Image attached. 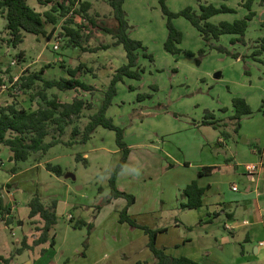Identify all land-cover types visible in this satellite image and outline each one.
Wrapping results in <instances>:
<instances>
[{
    "label": "crops",
    "instance_id": "obj_1",
    "mask_svg": "<svg viewBox=\"0 0 264 264\" xmlns=\"http://www.w3.org/2000/svg\"><path fill=\"white\" fill-rule=\"evenodd\" d=\"M134 1L129 2V0H126L124 4L130 24L133 21L131 19V11H129L127 5L131 3L133 6L138 7L139 0ZM148 1L156 3L157 0ZM196 1L190 0L189 5L195 6ZM28 3L39 13L49 10V6L40 5L37 0H28ZM94 3L93 1V7ZM106 7L107 13L112 15V8ZM254 10L257 15L250 22L246 41L248 42L249 38L252 37L256 41V45H258L257 40L264 37V34L262 35L261 33V30L264 29L261 25L264 9L258 11L254 7ZM221 15L212 18L211 21L218 24L214 19ZM111 19L115 20L114 17ZM234 20L229 18L222 19V21L230 22ZM6 25L7 20L0 17V26L5 28ZM48 26H51V30H49L51 32L53 26L47 25V31ZM61 26L59 21L53 36L56 35ZM105 37V46H108V48L104 50L103 55H98L94 60L85 56L73 59L70 54L77 56V50L80 48L71 47V49H68L70 53L66 56L56 55L53 57L51 63L56 66L53 65L54 69H51L50 72L49 69L44 70L43 78L56 79L53 76H49L53 75L52 70H59L57 79L61 77V73H63L64 78H69L67 69L64 70V64L59 65V61L68 62L71 69L84 65L93 69L94 74L90 72L83 73L79 76L80 79L87 84L100 88L101 92H105L107 80L110 82L111 74L127 64V55L123 46L113 45L115 40L111 35L108 34ZM83 47L91 48V43L90 46L84 45ZM234 47L242 53L245 50L244 46H239L238 44L234 45ZM260 59L263 63L251 58L246 59L249 64L252 63L254 65L251 77L245 81L246 85L243 86V88L247 87L246 90L248 91L242 92V95H234L233 98H244L251 105V102H253L252 87L255 84L260 85L264 80V54L260 56ZM234 60L240 61L242 59ZM26 62L27 60H25ZM31 65V63L27 64L28 67ZM260 65H263V70H261ZM218 73L221 74V72ZM221 77H223L222 74ZM125 85L132 86L136 91H131ZM138 85L139 82L133 79H125L124 83L118 84V92L134 94L139 91ZM67 92L59 91L54 92V94H57L63 102L69 103L72 102L73 98L64 97ZM256 95L255 101L259 104L261 95L257 93ZM148 101L149 99L137 104L132 103L134 107L139 109L140 106L142 108V114L149 115L152 102L149 104ZM31 103L37 106L39 101L36 100V102L32 101ZM123 106H125V101H122L119 97L113 101V105L108 110V116L118 126L128 125V120L125 117L127 114L122 113ZM30 109H35V107L31 105ZM201 109H204L203 111L211 110L209 105ZM212 112L215 119L221 121L223 125L221 130L227 134L226 137L221 135L219 130L203 124L205 117L202 112V115H196L195 119L188 121L186 129H189V134L194 136L192 142H189L190 145L184 148V142L178 141L176 144L180 146V149H170V152L161 151L158 153L159 149L155 144L149 146V148L146 147L143 142H140V140L145 138L143 130L139 129V138L134 133L136 126H138V121H130L128 125L130 129L126 131L125 139L128 134L136 136L137 140L139 139V169L143 172L142 174L139 172V179L134 176V173H129L134 165L133 154L135 145L128 144L131 148V153L124 170L118 176L117 185L121 190L135 196L136 201L129 208V214L132 218L139 224L152 229L167 230L160 233L157 240V246L165 249L167 254L173 257H188L201 264H264V100H261L257 108V112L263 115L260 123L254 125L258 129L254 133L247 134L241 125L239 132L235 134L233 139L232 137L228 139L229 132H234L236 127L235 122L230 120V117L235 113L233 103L230 107L229 105L225 107L218 106ZM152 114L157 115L158 113ZM253 115L254 113L247 115L243 117V120L252 119ZM155 124H160V122L156 121ZM210 128L218 132L217 135L209 134ZM260 128V132L263 135L262 142L257 134ZM96 134H98V129ZM242 134L246 136L247 140L245 139V142L242 143L243 145L235 148ZM233 140L234 142L231 143ZM193 142L194 144L192 145ZM1 149L2 147H0V152ZM176 151L178 154L175 153ZM11 155L12 153L10 152L8 154L9 160ZM163 155L167 157V160H163ZM119 159H116V163H118ZM11 162L14 163L13 161ZM4 166V163L0 162V167ZM41 167L43 166L39 163L38 165L22 169L17 163H14V166L7 170L8 179L4 183H0V222L6 224L5 227L7 226L11 229L17 227L21 230L23 225L20 224L19 226L17 215L20 216V221L29 224L28 227L32 223L30 220L37 221L39 227L43 226L39 217L30 218L28 205L32 198L25 194V190L22 191L19 188L20 184L13 183L17 178L30 175L32 172L41 173ZM205 167H217V170L211 175L200 176L199 173ZM15 169L16 171H14ZM152 170L156 172L155 174L158 178L153 181V184L146 185L143 175L145 172L151 174ZM106 179L109 182V173ZM29 180L31 185L33 182H37L33 181V178ZM193 181H197L200 187L205 188L203 205L197 209H185L182 205L187 203V198L183 196V191ZM137 182H139V185ZM234 186L237 187V190H233ZM108 189L107 191L106 188L101 189L100 195L90 204L79 203L70 199L62 204L55 196H50L49 192L42 193V191L36 190L38 192L36 194H40V197L46 199L45 203H50V201L54 200L58 202L57 213L59 218L64 216L61 214L63 212L70 213L66 217L68 225L63 228L65 233L63 236L56 235V244L52 250L57 253L56 255H63L65 261L69 262L72 258L82 254L80 246L83 241L88 240V256L90 254L97 257L93 264H106L110 258L112 259L110 264H138L139 262L155 264V258L148 248V236L146 234L142 237L139 236V231L142 233L144 231L132 228L127 223L119 221L120 211L126 206V200L123 198L114 199L110 194V187ZM166 190L171 192V199L168 202L163 199ZM103 200H105V203ZM95 206H98L96 212L94 211ZM118 206L120 207L118 208ZM74 210L80 212V220L87 224H93L90 233L87 232L86 225L80 229L73 228L72 224L77 219ZM70 217L74 218V221L72 220L73 223L69 221ZM163 223L165 225H162ZM1 235L0 259H8L14 252L7 247ZM23 237L28 238L26 233H23ZM139 237L141 238V245L139 244ZM17 242L21 243L22 241L19 239ZM113 248L115 250H112ZM37 250L38 248L35 247L31 251L25 252L34 253ZM67 250L69 251L68 254L71 253V258L66 255ZM25 252L23 253L24 255ZM139 255L141 256L139 257ZM20 256L16 255L13 257L9 264H20ZM40 260L42 259L37 256L33 257L32 262L29 260L27 263L36 264ZM0 264L2 263L0 262Z\"/></svg>",
    "mask_w": 264,
    "mask_h": 264
},
{
    "label": "rangeland",
    "instance_id": "obj_2",
    "mask_svg": "<svg viewBox=\"0 0 264 264\" xmlns=\"http://www.w3.org/2000/svg\"><path fill=\"white\" fill-rule=\"evenodd\" d=\"M130 1L135 2L134 0H129V2ZM189 1L190 0H167V5L170 10L178 12L187 6H193L189 5ZM94 2V7L90 11V14L97 20V22L107 25L108 27H116V21L111 19L113 13L112 15L107 13L106 6H108V8H110V6L103 0H94ZM222 2L223 1L220 0H197L193 7L198 9L200 4L205 5L213 3L221 5ZM224 4L237 10V14L221 15L214 19V21L218 23L221 22L222 19L229 18L232 20L240 17L243 18L247 13V10L244 7V0H228L224 2ZM254 7L258 11L264 9L259 3H256ZM127 8L131 11V19L133 21L132 24L129 23L131 27L129 34L133 39L141 40L144 43L147 47V52L152 54L153 61L142 56L141 53L139 66L142 78L141 80L133 79L134 81L139 82V91L134 94H125L120 91L115 99L120 97L122 101H125L122 113L127 114L125 117L128 120V125L130 121H138V126H136L134 133H136L139 138V129L143 130L145 138L140 140V142H143L146 147L149 148V146L155 144L159 149L158 153L161 151L170 152V149H180V146L176 144L180 141L184 142L183 147L185 148L190 145L192 138L194 137L189 134V129H186L188 127V121H190V119H195L196 115H202V112L204 117H206L207 113L213 114V109H216L218 106H232L234 95H242V92L244 93L248 91L246 90L247 87L243 88V86L246 85L245 81L251 77L254 71V65L252 63L249 64L247 60H234L232 57L219 53L215 49L206 47V43L201 35H199V32L189 21L182 17L175 19V24L184 35L180 47L183 50L191 51L193 55H172L164 49V43L167 39L168 32L166 28V18L161 11L158 1L153 3V1L139 0L138 7L128 3ZM64 22V18L60 19L61 25H63ZM76 23L84 24V18L76 16ZM49 30H51V26H48V32ZM261 33L262 35L264 34V29L261 30ZM107 35V33L94 28L84 31L82 33L81 44L82 46H90L91 43V48H88L90 51L84 52L82 49H78L77 56L72 53L70 56H73V59H79V57L85 56L94 60L98 55H103L104 50H107L103 47L106 45L105 36ZM56 37H60V45L59 49L54 50L53 43L55 42ZM7 39L8 35L5 28L0 26V80H2L0 85V106L17 103L20 107L30 108L31 105H33L37 108V106L31 103V99H35V97L32 96H34V94H36L41 88V83L38 82L32 91H27L20 88L21 78L28 74L38 73L41 70L46 71L49 69L50 72V70L54 69V66H56L51 63L53 57L56 55L66 56L70 53L68 49H71L72 46L69 44L68 38L65 37L62 26L51 40L47 37H36L27 33L24 42L15 48L8 44ZM211 43L214 46H223L234 53H238L240 56H251L257 47L256 41L252 39V37H250L248 42L246 41L244 45L238 44L239 46H244L245 50L243 53L237 50L234 45H231V36H222L219 41L212 40ZM201 49L206 50L202 55L199 53ZM20 54H22V58L19 57ZM25 60H27V64L31 63L32 65L28 67ZM13 61H16V64H12ZM58 63L59 65L64 64V70L70 68L68 62L63 63L59 61ZM260 68L263 70V65H260ZM58 71L52 70L53 75L49 76H53L57 79V76L59 75ZM92 71L94 74L93 69ZM60 72L62 71L60 70ZM218 72H221L223 77L215 79L214 75ZM113 74L114 73L111 74L110 78ZM61 77H64L63 73H61ZM108 85L109 82L107 80L106 87ZM3 86H6V88H3ZM125 86L129 87V85ZM252 88L253 102H251L250 106L254 113L253 118L241 120L242 128H244L247 134L254 133V131L258 129L257 127H254V125L260 123V120L263 119V115L257 112V108L259 107L261 100H264V80L260 85L255 84ZM99 89L100 88H96V91L94 92L71 91L64 95V97L70 99L74 98L73 96L80 97L86 102L92 104L93 109L86 111L85 118L79 122L81 128L88 123V116L96 112L102 103L104 92H101V89ZM54 92L59 91L53 89L49 91V94L53 95ZM256 93L261 95L259 104L255 101L257 96ZM139 94L149 95L150 97L140 100L138 98ZM148 99L149 104L152 102L149 110L151 113L149 115L142 114V108H140V106L139 109L133 106L132 102L137 104ZM206 105H209L211 112L206 110L203 111L204 109H201L205 108ZM152 113L158 114L153 115ZM156 121H159L160 124H155ZM128 125H121V127L125 129V136L126 131H129L130 129L128 128ZM212 128L209 129V134L217 135L218 132L214 131ZM260 130L261 128L258 130L257 134L259 140L262 142L263 135ZM71 134L72 127L67 129L66 134L63 137V143L54 146L44 155L33 154L27 161L17 163L22 169L38 165L39 163L43 166L41 167V173L32 172L30 175L19 177L13 181V183L20 184L19 188L22 191L25 190V194L30 198L38 195L36 194L38 193L36 190H39L42 191V193L49 192L50 196H55L62 204L65 201L68 202L69 199L78 201L79 203L90 204L98 195H100L101 189L106 188V191L109 190V182L106 177L109 173L110 179V174L117 164L116 159L121 157L120 150L117 147L115 133L108 129H104L103 127H99L98 134L95 132L93 137L86 143L77 141L73 144H68V142L71 141ZM229 134L228 139H231V137L233 139L235 137V132L232 131L229 132ZM135 137L136 136L128 134L126 142L127 144L135 145L133 154L134 165L131 167L132 170H130L129 173H134V176L139 179V172L142 174L143 171L139 169V139L137 140V137ZM245 139L247 140L246 136L242 134L240 139H238V144L235 145V148H237V146L239 147V145H243L242 143L245 142ZM233 142L234 140L231 143ZM193 144L194 142L192 145ZM1 147L0 162H3L5 166L0 167V183H4V181L8 179L7 170L13 167L15 162L12 163L8 158V154L11 152L10 149L6 146ZM175 153H177V151ZM163 157V160H167L166 156L163 155ZM48 163L54 166H60L64 175L59 177L56 174L47 171L46 165ZM152 171L151 174L145 172L143 175V180L146 185L153 184V181L158 178L155 174L156 172L154 170ZM67 174H73L76 179L66 178L65 176ZM30 178H33V181L37 182H33L31 185ZM137 184L139 185V182H137ZM41 199L43 203H45L46 199H43L42 197ZM163 199L166 202L171 199L170 190H166ZM103 201L105 203V200ZM45 204L47 205L49 202ZM119 207L120 206H118V208ZM97 209L98 206H95L94 211L96 212ZM74 212L77 217L76 221L80 220V212H78V210H74ZM61 214L64 216H60L53 233H55V235L58 234L63 236L65 233L63 228L68 225L66 217H68L70 213L63 212ZM17 218L19 226L20 224L23 225V228L21 229L22 231L17 227L12 229L7 226L5 227L6 224L0 222V235L2 234L3 241H5L7 247L14 253L21 247V243H18L17 241L19 239L23 241V233H26L30 243H33V241L40 235V233L36 231V228L39 227L37 221L30 220L32 223H30L31 226L28 227L29 224L19 220V215H17ZM72 220L74 221V218H69V221ZM162 225L165 224L163 223ZM144 234V232L142 233L139 231V236H145ZM141 243V238L139 237V244L141 245ZM80 247L82 254L76 258H72L69 262L65 261L63 255H56L57 253L52 250L54 249V246L51 247L49 244L38 246V250L34 253L25 252V255L21 254L19 262L20 264H28L27 262L29 260L32 262L33 257L38 256V258H41L42 260L38 261L36 264H93L97 257L96 255L90 254L88 256V240L83 241ZM42 248L46 249V252L43 254H41L40 251ZM115 248L112 250H115ZM68 252L69 251L67 250L66 255L70 256L71 253L68 254ZM140 256L141 255H139V257ZM111 261L112 259L110 258L106 264H110ZM0 262L3 264L1 259Z\"/></svg>",
    "mask_w": 264,
    "mask_h": 264
},
{
    "label": "trees",
    "instance_id": "obj_3",
    "mask_svg": "<svg viewBox=\"0 0 264 264\" xmlns=\"http://www.w3.org/2000/svg\"><path fill=\"white\" fill-rule=\"evenodd\" d=\"M94 0H37L40 5L49 6V10L44 13L35 11L28 3V0H0V17L7 20L5 31L8 35L7 42L13 47L21 45L26 34L35 36H43L52 39L55 33V27L60 19H65L62 30L65 37L68 38L72 47H78L84 52L90 51L81 44L82 33L88 29L94 28L103 31L113 37L115 43L113 45L123 46L127 55V64L117 69L111 77L109 85L104 92V98L100 107L96 112L88 116V123L81 128L79 122L85 118V112L92 110V104L86 102L80 97H74L72 102H63L57 94L50 95L49 91L56 89L58 91H85L94 92L96 88L80 79L83 73H92V69L84 65L76 69L67 68L69 78L61 77L59 79L43 78L44 70L38 73L25 75L21 78L20 88L32 91V89L41 83V88L34 94L35 99L39 103L37 108L30 109L20 107L17 103H10L0 106V147L6 146L10 149L12 155L10 161L15 163L27 161L33 154H46L51 148L63 143V137L68 128L72 127L71 141L86 143L89 141L99 127L108 129L115 133L116 143L120 150L121 157L116 164L114 170L110 174L109 187L111 196L114 199L123 198L126 200V206L120 211L119 221L127 223L132 228L141 229L148 236V248L155 258V264H201L188 257H173L166 253L165 249L157 246L158 235L166 232V229H152L148 226L139 224L129 214V208L135 203V196L121 190L117 185L119 174L124 170L131 153V148L125 139V129L114 123V120L108 116V110L113 105L115 97L118 95V84L124 82L125 78L141 80L140 73V55L153 61L152 54H149L147 47L141 40L133 39L130 34V24L127 13L124 9L126 0H103L111 8L113 17L117 22L116 27H108L97 22L90 14L93 8ZM163 15L166 18L167 39L164 43L166 52L172 55H188L193 53L188 50L181 49L183 42V32L175 24V19L180 17L186 19L200 33L205 41L206 47L217 50L219 53L230 56L234 59L241 58L246 60L252 58L255 61L263 63L260 56L264 54V37L257 40V47L251 56H240L238 53L223 47L214 46L212 40L219 41L222 36H231V45L245 44L246 34L250 26V22L257 15L254 10L255 4L258 2L264 7V0H244L247 14L243 18L234 21H221L216 24L211 21L212 18L221 14H237V10L226 4L219 6L209 3L200 4L198 9L193 6H187L184 9L174 12L167 5V0H157ZM226 2L228 0H220ZM76 16L84 18L85 23H76ZM47 25H52L51 32L47 31ZM264 27V21L261 22ZM107 49L108 46H103ZM206 52L201 49L199 53L202 55ZM22 58V54L19 55ZM143 73V72H142ZM2 80H0V85ZM131 91H135L132 86ZM150 97L149 95L139 94L140 100ZM235 113L230 117L235 122V134L239 132L241 120L247 115H251L253 110L244 98L235 97L232 100ZM203 124L219 130L221 135L227 136L221 130L223 126L220 120H216L214 114L207 113ZM49 172L61 177L64 175L60 166H54L50 163L46 165ZM217 170V167H205L199 173L200 176L211 175ZM16 171V169L14 170ZM205 188L198 185L197 181H193L183 191V196L187 198V203L182 207L185 209H197L203 205V196ZM30 218L39 217L43 226L37 227L36 231L40 235L30 243L27 237L21 242V247L8 259L2 258L3 264H9L16 255H21L25 251H31L35 247L49 244L55 246V226L58 224L59 216L57 213V201L49 204L43 203L39 195L34 196L29 202ZM73 223V221H72ZM73 228L80 229L86 225L88 233L92 231L93 224H87L82 220L74 222ZM46 249L41 251V254ZM138 264H146L139 262Z\"/></svg>",
    "mask_w": 264,
    "mask_h": 264
},
{
    "label": "built area",
    "instance_id": "obj_4",
    "mask_svg": "<svg viewBox=\"0 0 264 264\" xmlns=\"http://www.w3.org/2000/svg\"><path fill=\"white\" fill-rule=\"evenodd\" d=\"M59 41H60V37H56L55 42L53 43V49L54 50L59 49V45H60ZM12 64H16V61H13ZM3 88H6V86H3ZM233 190H237V187L234 186ZM70 219H71V217H70Z\"/></svg>",
    "mask_w": 264,
    "mask_h": 264
},
{
    "label": "water",
    "instance_id": "obj_5",
    "mask_svg": "<svg viewBox=\"0 0 264 264\" xmlns=\"http://www.w3.org/2000/svg\"><path fill=\"white\" fill-rule=\"evenodd\" d=\"M261 19L264 21V14L262 15V18ZM220 77H221V74L220 73H216L215 74V78L219 79ZM65 177L66 178H73L74 180L76 179L73 174H67Z\"/></svg>",
    "mask_w": 264,
    "mask_h": 264
}]
</instances>
